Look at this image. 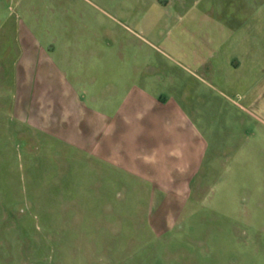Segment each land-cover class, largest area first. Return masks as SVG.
<instances>
[{
	"label": "rangeland",
	"instance_id": "374dc122",
	"mask_svg": "<svg viewBox=\"0 0 264 264\" xmlns=\"http://www.w3.org/2000/svg\"><path fill=\"white\" fill-rule=\"evenodd\" d=\"M72 70L100 129L24 128ZM0 264H264V0H0Z\"/></svg>",
	"mask_w": 264,
	"mask_h": 264
},
{
	"label": "crops",
	"instance_id": "0c3cea01",
	"mask_svg": "<svg viewBox=\"0 0 264 264\" xmlns=\"http://www.w3.org/2000/svg\"><path fill=\"white\" fill-rule=\"evenodd\" d=\"M39 55H40V58L44 59L43 53ZM69 56L70 54H67L64 56L63 59ZM46 58H48L46 60H49L52 64L54 63V60L52 57L47 56ZM89 64L93 65L94 62L90 61ZM89 70H92V69H89ZM69 73L71 74V77H74V79L79 78V80H77L78 82L77 85H73L68 82L66 78L67 73L65 72L57 73L54 71H50L48 73L47 82H48L49 89H50L49 95L52 94L53 97L50 100H48V102H46L45 104H43L44 102L39 96L37 98V96L35 95L36 93H38V91H36L38 89L37 86H36L37 88L35 87L34 91L32 89L30 90V92L32 91L31 93H34V94H32V96L31 94H29L28 106L26 107V109H24L23 106L19 107L16 111V119L18 120L19 123H22L25 125L24 128L29 130V129H33V127H36V128L39 127L41 125V122L39 121V118L36 117V114L39 112L42 113L45 109H47L48 114L50 116L53 114V120H58L56 122L51 120L50 124L52 126H57V127L59 126L58 128L56 127V129L61 130V133L69 134L70 130L67 127L69 125L73 126L75 124L76 125L79 124V128L81 125L84 132L85 130L93 129L95 125L97 127L101 126L102 122L99 120L97 115H95L94 112H89L88 110L84 109L85 107L82 101L78 97V93L83 92L84 90L83 87L85 86V84H83V87H82V83L84 80L83 77H85L84 70H81V71L72 70ZM87 76L92 77L91 78L92 84L96 83L95 73L91 71L87 74ZM105 88L104 89L110 92V94L104 97L103 99L105 100L103 101L106 103L107 102L109 103V101L114 97L115 93L119 92V88L117 85L109 84V83L105 85ZM112 93L113 95H111ZM132 95L136 98L140 97V96H135L136 94H133V93ZM94 97L95 96H93V100H94ZM45 100L47 99H44V101ZM131 105H133V103ZM131 108L133 109L135 108V106H131ZM161 109H162L161 103L159 101H156V99H152L150 102L143 103L141 109L133 110L135 112V116L133 118H129L126 121H124V124L126 125L132 124V125L138 126L139 128L138 131L139 132L141 131L140 133H144V134H147V136L152 137L155 134L153 132L154 131L153 126L157 125V122L162 121V117L160 116L162 115L163 111ZM149 114L152 116H148ZM44 115H46V113H44ZM57 115H59V118L57 117ZM45 123L48 124L47 122ZM46 124L44 125V127H41V128H43V130L47 132H50L49 129H46ZM99 129L97 128L96 133L100 134L101 130ZM84 132H82L83 135H84ZM82 137L79 138V140L76 142V145L78 148L83 150L84 147H86V144L88 145L89 143H88L87 135L85 136V138H82Z\"/></svg>",
	"mask_w": 264,
	"mask_h": 264
}]
</instances>
